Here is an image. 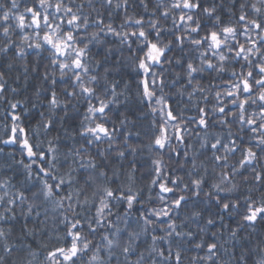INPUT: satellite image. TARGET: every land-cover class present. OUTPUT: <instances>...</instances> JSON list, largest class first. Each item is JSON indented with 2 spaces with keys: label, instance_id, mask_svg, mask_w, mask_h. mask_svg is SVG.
<instances>
[{
  "label": "snow or ice",
  "instance_id": "6c2138e0",
  "mask_svg": "<svg viewBox=\"0 0 264 264\" xmlns=\"http://www.w3.org/2000/svg\"><path fill=\"white\" fill-rule=\"evenodd\" d=\"M0 264H264V0H0Z\"/></svg>",
  "mask_w": 264,
  "mask_h": 264
},
{
  "label": "trees",
  "instance_id": "16d2710c",
  "mask_svg": "<svg viewBox=\"0 0 264 264\" xmlns=\"http://www.w3.org/2000/svg\"><path fill=\"white\" fill-rule=\"evenodd\" d=\"M0 128H2V122H0ZM0 134H2V132H0ZM0 148H4L5 155H6L8 152L13 151L15 146H13V145H8V146L0 145ZM0 159H3V157H0Z\"/></svg>",
  "mask_w": 264,
  "mask_h": 264
}]
</instances>
